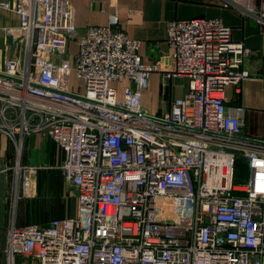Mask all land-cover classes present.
I'll use <instances>...</instances> for the list:
<instances>
[{
  "label": "built area",
  "instance_id": "obj_1",
  "mask_svg": "<svg viewBox=\"0 0 264 264\" xmlns=\"http://www.w3.org/2000/svg\"><path fill=\"white\" fill-rule=\"evenodd\" d=\"M260 8L243 11L264 25V0ZM0 11L18 20L0 25V136L18 160L26 137L60 146L76 198L74 216L17 226L18 203L32 197L21 178L51 168L17 173L0 264H264V145L240 138L245 110L225 102L226 89L248 77L239 66L249 51L230 27L167 24L174 68L163 77L188 90L153 116L141 101L155 67L114 17L79 33L68 0H0ZM125 81L118 101L109 85ZM239 156L243 185L234 183Z\"/></svg>",
  "mask_w": 264,
  "mask_h": 264
},
{
  "label": "crops",
  "instance_id": "obj_2",
  "mask_svg": "<svg viewBox=\"0 0 264 264\" xmlns=\"http://www.w3.org/2000/svg\"><path fill=\"white\" fill-rule=\"evenodd\" d=\"M74 17V25L79 33L87 27L106 26L111 17L117 20V27L131 40L140 42L139 55L145 66H154L150 73L148 88L142 93V107L149 115L165 114L174 98L182 97L188 90L184 79L168 80L163 75L174 68L173 51L166 41L167 24L173 20H190L195 18L219 19L232 30V40L240 43L249 52L242 57L239 70L248 74L237 88L225 91V102L230 108L242 107L245 110L241 139L264 141V25H260L244 10L260 11L263 0H68ZM17 17L0 11L1 26H16ZM69 53L76 51V42L68 45ZM128 83H121L124 88ZM5 137L0 136L1 150ZM38 140L41 138L36 135ZM28 139V138H27ZM47 140V139H46ZM49 141V140H48ZM24 142V146H25ZM57 150V155L48 166V172H55L64 158V152L56 143L49 141ZM49 175L45 178L48 181ZM4 184L6 181L4 180ZM13 185V184H12ZM45 185V184H44ZM5 186V185H4ZM4 189V188H3ZM8 190V197L13 196V187ZM5 191V190H4ZM71 192L74 191L71 189ZM37 198V196H33ZM32 197V198H33ZM75 197V195H74ZM25 201V200H23ZM23 201H20L23 203ZM27 201V202H26ZM25 203H28L26 200ZM20 202L18 203L20 205ZM76 202V198H75ZM17 211L19 209V206ZM11 200L4 198L0 204V227L6 228L12 221ZM76 207V205H75ZM15 213L17 226L27 225ZM69 217L64 212L57 218ZM51 219L44 220L45 225Z\"/></svg>",
  "mask_w": 264,
  "mask_h": 264
},
{
  "label": "rangeland",
  "instance_id": "obj_3",
  "mask_svg": "<svg viewBox=\"0 0 264 264\" xmlns=\"http://www.w3.org/2000/svg\"><path fill=\"white\" fill-rule=\"evenodd\" d=\"M76 52V51H75ZM74 51L69 53L70 55L75 54ZM4 57V55H3ZM72 85L77 88L81 84L76 80L75 76L72 77ZM110 87L116 90L117 100L121 101L123 99V87L121 83H111ZM41 140H38L32 135L26 137L23 142L25 146L23 148L22 156L17 158L16 151L13 147V144L5 137L4 139L7 142H4L5 145H2L1 150L4 148V153H2V163L0 168L7 167L6 171L0 174V204L3 203L4 198L14 202V197H8V190L6 185L11 192V189L14 185L15 175L18 173L20 176L24 175V171L28 168L50 164L53 163L57 150L53 145L48 144V140L41 135H38ZM4 137V136H3ZM28 138V139H27ZM18 163V165H16ZM62 161L60 162V165ZM60 167V166H59ZM236 173H235V185H243L248 180V168L242 160L241 156L237 158L236 161ZM4 169V168H3ZM55 172H48L47 170H37L35 173L30 174V177L21 178L20 184L26 183L27 181L30 185L29 194L30 196H37V198H25L23 200H28V203L20 202V207L17 211V217L19 219L26 221L25 223H31L35 225L44 224L42 223L47 219H55L58 217L59 213L64 212V215L69 217L74 216L76 212V202L74 193L71 192V188L64 181L61 171L54 170ZM48 177V181L45 182V178ZM4 180L6 184H4ZM13 184V185H12ZM45 184V185H44ZM5 185V186H4ZM4 188V189H3ZM5 190V191H4ZM27 202V201H26ZM10 210L12 208L10 207ZM15 211V213H16ZM1 212V208H0ZM1 215V213H0ZM47 224V223H46ZM28 225V224H27ZM30 225V224H29ZM7 229L4 228L5 231ZM17 264H35L34 262L21 261L20 258L17 259Z\"/></svg>",
  "mask_w": 264,
  "mask_h": 264
},
{
  "label": "water",
  "instance_id": "obj_4",
  "mask_svg": "<svg viewBox=\"0 0 264 264\" xmlns=\"http://www.w3.org/2000/svg\"><path fill=\"white\" fill-rule=\"evenodd\" d=\"M247 140V139H245ZM249 142L253 144H258V145H264V141H259V140H254V139H248Z\"/></svg>",
  "mask_w": 264,
  "mask_h": 264
},
{
  "label": "trees",
  "instance_id": "obj_5",
  "mask_svg": "<svg viewBox=\"0 0 264 264\" xmlns=\"http://www.w3.org/2000/svg\"><path fill=\"white\" fill-rule=\"evenodd\" d=\"M242 160H244V159H242ZM244 163H245V165H246V162H245V160H244ZM246 166H247V165H246ZM48 222H49V221H48ZM48 222H47V223H48ZM35 224H38V223H35ZM39 225H43V224H39ZM22 226H23V225H22Z\"/></svg>",
  "mask_w": 264,
  "mask_h": 264
}]
</instances>
